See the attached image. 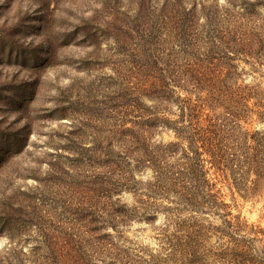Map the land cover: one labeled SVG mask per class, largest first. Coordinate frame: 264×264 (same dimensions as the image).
Instances as JSON below:
<instances>
[{
  "label": "rangeland",
  "instance_id": "rangeland-1",
  "mask_svg": "<svg viewBox=\"0 0 264 264\" xmlns=\"http://www.w3.org/2000/svg\"><path fill=\"white\" fill-rule=\"evenodd\" d=\"M249 2H256V6H245L251 11L245 16L264 24V0ZM179 3L184 13L179 11L182 20L174 24L168 15H173ZM240 3L239 0H0V202L4 197L21 201L29 214L26 218L48 225L45 229H49V234L75 223L70 212L77 207L84 189L93 186L89 181L95 168L88 164L87 158L92 156L89 150L99 143L100 147L109 145L113 138L107 140L108 131L125 120L121 119L123 110L115 109L123 101L117 103L112 97L130 82L131 65H140L146 56L152 61L161 52L163 57L175 52L172 57H165L171 64L180 49L199 55L191 63H201L200 55L211 59L209 36L218 37L220 31L206 28L205 15L213 17L214 9L222 14L225 8L243 13ZM181 54L179 59L184 57ZM221 61L233 67L238 85L252 86L255 94L260 95L249 101L251 112L245 114L240 127L263 137L264 121L252 113L256 101L260 99V105L264 101V62L257 65L252 60L246 62L242 56H235L231 62ZM141 100L146 105L156 103L152 98ZM170 112L165 116L175 119V106ZM151 140L154 144H165L175 137L171 131L156 127ZM99 149L102 152L104 148ZM134 174L139 181L135 188L121 189L111 196L139 215L127 227L118 229L124 237L121 245L144 256L149 251L162 253L160 242L167 220L159 207L162 209L169 201L157 197L158 203L152 202L153 195L147 189L154 179L151 170L143 168L141 173ZM208 178L220 191L227 206L225 211L230 213L228 219L237 218L246 226L241 234L246 240L252 238L241 243L244 262L264 264V187L247 196L234 184L229 172L210 168ZM190 214L203 226L206 235L201 245V262L197 264H232L220 254L229 240L220 236L217 229L223 228V219L209 212L187 215ZM145 218L151 220L147 222ZM7 241L6 234H0V252ZM27 242L32 244L31 240ZM24 249L30 251L27 245Z\"/></svg>",
  "mask_w": 264,
  "mask_h": 264
},
{
  "label": "trees",
  "instance_id": "trees-1",
  "mask_svg": "<svg viewBox=\"0 0 264 264\" xmlns=\"http://www.w3.org/2000/svg\"><path fill=\"white\" fill-rule=\"evenodd\" d=\"M239 1L243 13L225 8L224 15L217 9L213 17L205 15L206 28L220 31L218 37L209 36L211 59L200 55L201 63H191L199 55L180 49L184 57L179 59L180 53L176 54L171 64L165 57L175 52L164 57L161 52L152 61L146 56L140 65H131L130 82L112 97L117 103L123 101L115 109L123 110L121 119L128 121H120L108 131L107 140L113 138L109 145L100 147L99 143L89 150L92 156L87 161L95 168L89 182L94 187L84 189L77 207L71 210L75 223L49 234L45 229L48 225L26 218L29 214L21 201L4 197L0 202V234L5 233L8 241L0 252V264H197L201 262L206 235L195 217L187 214L206 212L223 219V228L217 229L229 240L220 254L232 264H246L241 257L245 255L241 243L252 238L246 240L241 234L246 226L237 218L228 219L230 213L225 211L220 191L208 178L210 168L229 172L247 196L264 187V136L257 137L258 133L240 127L245 114L251 112L249 101L260 95L252 86L238 85L233 67L221 61L231 62L235 56H242L246 62H264V24L245 16L251 12L245 6L252 8L256 2ZM181 4L172 16L168 15L174 24L182 20ZM143 97L156 103L146 105ZM261 102L256 101L252 114L264 121ZM172 106L177 112L175 119L165 116L171 114ZM156 127L171 131L175 140L154 144L151 135ZM99 148H104L103 153L98 152ZM78 154L82 161L83 153ZM143 168L151 170L154 177L147 186L152 202L157 197L169 201L162 209L159 207L167 220L160 242L163 252L149 251L145 256L121 245L124 237L118 230L138 218V213L111 197L118 190L135 188L139 181L134 172L141 173ZM26 245L29 252L24 249Z\"/></svg>",
  "mask_w": 264,
  "mask_h": 264
}]
</instances>
